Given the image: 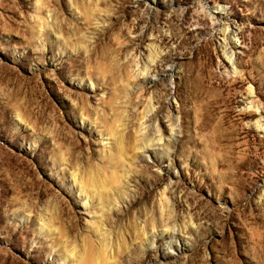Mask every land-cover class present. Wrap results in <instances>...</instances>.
I'll list each match as a JSON object with an SVG mask.
<instances>
[{
	"label": "rangeland",
	"instance_id": "rangeland-1",
	"mask_svg": "<svg viewBox=\"0 0 264 264\" xmlns=\"http://www.w3.org/2000/svg\"><path fill=\"white\" fill-rule=\"evenodd\" d=\"M0 264H264V0H0Z\"/></svg>",
	"mask_w": 264,
	"mask_h": 264
},
{
	"label": "bare ground",
	"instance_id": "bare-ground-1",
	"mask_svg": "<svg viewBox=\"0 0 264 264\" xmlns=\"http://www.w3.org/2000/svg\"><path fill=\"white\" fill-rule=\"evenodd\" d=\"M226 57H227V59L229 60V63H230L231 65H234L235 60H234V57H233V53H229ZM258 121H259V120H258Z\"/></svg>",
	"mask_w": 264,
	"mask_h": 264
}]
</instances>
